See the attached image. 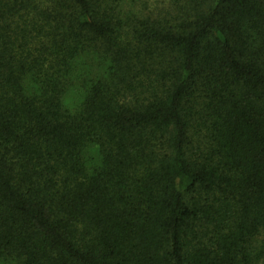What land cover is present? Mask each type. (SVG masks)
I'll use <instances>...</instances> for the list:
<instances>
[{
  "label": "trees",
  "instance_id": "1",
  "mask_svg": "<svg viewBox=\"0 0 264 264\" xmlns=\"http://www.w3.org/2000/svg\"><path fill=\"white\" fill-rule=\"evenodd\" d=\"M86 53L103 65L72 111L66 76ZM10 259L264 260V0L147 13L120 0H0V260Z\"/></svg>",
  "mask_w": 264,
  "mask_h": 264
},
{
  "label": "rangeland",
  "instance_id": "2",
  "mask_svg": "<svg viewBox=\"0 0 264 264\" xmlns=\"http://www.w3.org/2000/svg\"><path fill=\"white\" fill-rule=\"evenodd\" d=\"M175 0H120L121 7L126 12H158L166 10L171 2ZM86 53L77 58L72 69L66 76L68 82L67 90L64 95V104L72 111H77L83 105L86 90L95 76L102 68V62L98 61L96 55ZM98 146L91 145L87 150L88 163H95L99 159ZM0 264H17L15 260H0ZM258 264H264V260Z\"/></svg>",
  "mask_w": 264,
  "mask_h": 264
}]
</instances>
